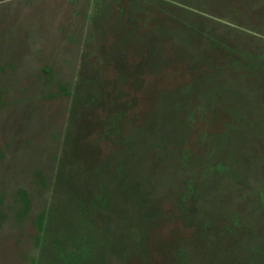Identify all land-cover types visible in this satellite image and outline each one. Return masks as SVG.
<instances>
[{"label": "rangeland", "instance_id": "rangeland-1", "mask_svg": "<svg viewBox=\"0 0 264 264\" xmlns=\"http://www.w3.org/2000/svg\"><path fill=\"white\" fill-rule=\"evenodd\" d=\"M0 264H264V0H0Z\"/></svg>", "mask_w": 264, "mask_h": 264}]
</instances>
